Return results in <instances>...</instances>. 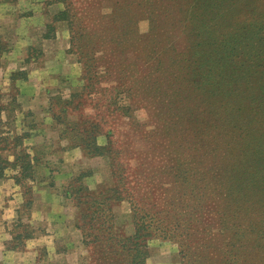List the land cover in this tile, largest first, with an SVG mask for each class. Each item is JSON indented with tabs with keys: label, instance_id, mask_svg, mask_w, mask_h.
Returning <instances> with one entry per match:
<instances>
[{
	"label": "rangeland",
	"instance_id": "obj_1",
	"mask_svg": "<svg viewBox=\"0 0 264 264\" xmlns=\"http://www.w3.org/2000/svg\"><path fill=\"white\" fill-rule=\"evenodd\" d=\"M14 1L21 18L0 23L11 78L0 86V166L17 171L27 201L39 184L75 205L78 186L114 187L119 157L163 219L170 210L192 225L188 239L148 236L143 264H264V0ZM34 12V44L17 49L3 30ZM91 142L110 151L89 156ZM75 148L84 156L67 162ZM91 195L79 191L85 208ZM122 196L108 219L129 236ZM34 205L15 227L19 245L39 232ZM75 215L79 264H125L124 252L99 255L108 250L86 235L91 214L81 220L76 205Z\"/></svg>",
	"mask_w": 264,
	"mask_h": 264
},
{
	"label": "crops",
	"instance_id": "obj_2",
	"mask_svg": "<svg viewBox=\"0 0 264 264\" xmlns=\"http://www.w3.org/2000/svg\"><path fill=\"white\" fill-rule=\"evenodd\" d=\"M15 3L14 0H0V23L11 24L12 19L21 15L14 7ZM36 16L35 12L23 16V19L20 16L18 24L3 30L8 36L13 35L17 49H26L34 44L33 35L37 32L33 31L32 23ZM22 54L21 51L19 58ZM9 83L11 78L8 68H0V86ZM83 156L82 150L75 148L68 150L64 158L74 163L71 159L79 162ZM16 172L0 177V264H79L85 251L82 230L77 225L75 215L76 205L55 186L37 185L35 198L29 199L35 202L29 222L39 232H35L32 238L23 239V245L16 246L21 240L15 239V227L23 221L24 207L28 203L17 182ZM93 177H89L88 181Z\"/></svg>",
	"mask_w": 264,
	"mask_h": 264
},
{
	"label": "trees",
	"instance_id": "obj_3",
	"mask_svg": "<svg viewBox=\"0 0 264 264\" xmlns=\"http://www.w3.org/2000/svg\"><path fill=\"white\" fill-rule=\"evenodd\" d=\"M90 147L92 148L90 149ZM86 149H88L87 155L89 156L103 155L105 149L107 152L110 151H108L106 147L103 148L98 146L95 142H91V144L87 143ZM26 157H30V155L26 154ZM112 157L113 156H111V158ZM115 158H117V163L115 162L116 164L114 163ZM118 158L119 157H113V163L111 162L114 187L105 189L106 184L103 183L99 185L98 189L94 191L88 186H78V189L74 192L73 199L76 200V205L83 213V215L80 217L81 220L90 214L92 220L95 219V222L91 223L92 229L90 227V230L86 235L88 237H92L90 241L93 243L97 242L100 245V241L104 242V244L100 245L99 247H103L108 251L105 250L104 252H99L101 257L103 256V258L108 259L107 256L114 254L120 255L124 252L126 257L125 264H143L144 261L142 256H144L146 253L145 241L148 236L154 235L160 236L162 238L177 239V241H180L179 237L184 235L187 237L186 239H188V237L191 235L190 229L192 228V225L187 218H175V213H171L170 210L169 217L171 220L168 221L163 219L164 217L162 218V215L160 214L161 210L157 208L158 206L155 204H150L146 196V192L141 191L139 188V182L135 181L133 177H131L132 173L130 172L132 171V166L130 162H123L118 160ZM18 161H22L24 163V160L17 156L16 162L18 163ZM28 161V165L31 167V161ZM28 165L25 166V169L29 167ZM3 176L4 168L1 167L0 177ZM16 179L17 182H20V176H18ZM83 189L92 193L90 199H88L89 201H87V203L91 206H86V208L83 206V200L79 196V191ZM116 194L123 195V198L129 199V201L132 203L133 215L136 222V230L132 235L125 236L115 233L114 229L112 228V224L108 219L109 216L111 219V201L114 199ZM31 204L32 200L28 201L27 205ZM89 209L92 211H89ZM183 219L184 221H182ZM80 227H83V225ZM87 236L84 239L85 243L88 239ZM186 239H183L181 242L186 243ZM16 246H19V244ZM191 247L192 246L190 243H186L183 244L182 250L184 252L186 251V248L190 249ZM119 260L120 259L118 258H112L107 264H119Z\"/></svg>",
	"mask_w": 264,
	"mask_h": 264
},
{
	"label": "clouds",
	"instance_id": "obj_4",
	"mask_svg": "<svg viewBox=\"0 0 264 264\" xmlns=\"http://www.w3.org/2000/svg\"><path fill=\"white\" fill-rule=\"evenodd\" d=\"M144 31H146V28L144 26L141 27V32L143 33Z\"/></svg>",
	"mask_w": 264,
	"mask_h": 264
}]
</instances>
